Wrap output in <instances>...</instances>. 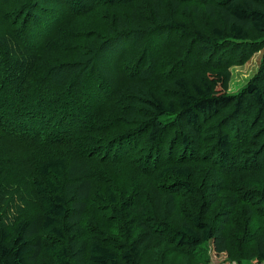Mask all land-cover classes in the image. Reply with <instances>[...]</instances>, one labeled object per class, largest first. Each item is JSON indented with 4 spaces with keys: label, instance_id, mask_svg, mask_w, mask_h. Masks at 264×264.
<instances>
[{
    "label": "trees",
    "instance_id": "1",
    "mask_svg": "<svg viewBox=\"0 0 264 264\" xmlns=\"http://www.w3.org/2000/svg\"><path fill=\"white\" fill-rule=\"evenodd\" d=\"M209 243L264 264V0H0V264Z\"/></svg>",
    "mask_w": 264,
    "mask_h": 264
},
{
    "label": "rangeland",
    "instance_id": "2",
    "mask_svg": "<svg viewBox=\"0 0 264 264\" xmlns=\"http://www.w3.org/2000/svg\"><path fill=\"white\" fill-rule=\"evenodd\" d=\"M259 58V55H257L244 66L234 67L232 69V78L228 90L230 93H235L237 90H239L242 86L245 85L246 81L252 76L254 68H256V61L259 60ZM207 255L208 261L205 262V264H230L227 254H216L213 250L211 243H209L208 245Z\"/></svg>",
    "mask_w": 264,
    "mask_h": 264
}]
</instances>
